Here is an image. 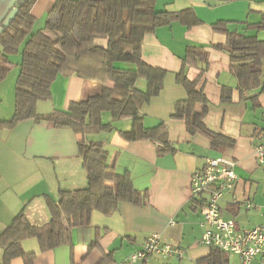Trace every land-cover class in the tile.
<instances>
[{
	"label": "crops",
	"instance_id": "0c3cea01",
	"mask_svg": "<svg viewBox=\"0 0 264 264\" xmlns=\"http://www.w3.org/2000/svg\"><path fill=\"white\" fill-rule=\"evenodd\" d=\"M57 0H38L32 8L36 25L44 26L46 15ZM17 0H0V24L11 16ZM191 9L200 24L188 28L180 22L159 28L146 35L142 45V58L148 65L165 70L164 89L160 96L144 104L141 113L144 126L155 128L165 123L173 154L158 155L161 145L153 142H128L118 131H129L132 120L113 123L115 131L82 137L71 129H56L46 122L35 120L19 122L13 129L0 128V234L9 227L16 216L24 211L34 226L51 220L46 198L58 203L61 192L87 187V174L79 157L78 143L99 142L105 146L110 160L117 155L116 171L129 172L134 187L140 192L149 191L146 205L137 206L122 202L112 215L94 211L90 229L72 230L73 248L63 246L42 252L37 239L22 242L27 254H35L34 264H136L131 258L143 249L152 234L185 250L183 260H166L152 256L143 264H199L211 255L212 250L198 244L201 238V202L193 198L191 178L202 169L207 159L225 158L236 162L239 181L235 192L239 203L234 204L232 194L221 201L222 215L234 220L240 231L248 232L264 224V218L255 210H246L243 201L257 205L264 202V166L256 161L253 146L264 140V93L256 90L245 93L244 98L259 95L260 108L254 109L250 100H241L238 81L230 72L228 54L214 49L225 45L226 35L215 32L213 26L224 22L231 32L254 36L264 41V31H254L264 17V0H157L158 12L179 13ZM44 21V22H43ZM106 41H98L106 46ZM189 47L204 48L208 65L197 62L188 65L186 76L199 80L209 101V112L204 119L206 127L219 135L233 139L234 148L223 152L210 148V140L202 135L191 136L183 121L171 120L177 102L187 98L184 88L177 84V74L182 70ZM18 68L10 73L13 81ZM9 75V76H10ZM9 78V77H8ZM16 86V85H15ZM112 87V84H108ZM145 90V80L138 82ZM4 89L0 83V121H10L15 111V87ZM222 88L232 90V103L222 104ZM10 90V91H9ZM99 90L75 75H59L53 83L52 99L37 104L38 115L56 112L67 113L72 103ZM10 98L4 111L3 100ZM202 106H198L201 111ZM6 114V119L3 116ZM4 118V119H2ZM105 124L113 122L109 113L102 115ZM96 242L87 257L88 244ZM228 264H238V259L225 254ZM3 249L0 248V264ZM9 264H24L14 258Z\"/></svg>",
	"mask_w": 264,
	"mask_h": 264
},
{
	"label": "trees",
	"instance_id": "16d2710c",
	"mask_svg": "<svg viewBox=\"0 0 264 264\" xmlns=\"http://www.w3.org/2000/svg\"><path fill=\"white\" fill-rule=\"evenodd\" d=\"M37 1L17 0L11 16L0 24V83L13 69L19 70L14 115L10 121H0V128L13 129L19 122L35 120L46 122L52 128L71 129L85 137L112 133L114 122L131 119L129 131H118L122 139L161 145L159 156L175 153L165 123L151 129L144 126L141 108L160 96L167 72L144 62L142 45L146 35L175 22L188 28L199 25L194 12L191 9L179 13L158 12L157 0H57L46 15L43 28L35 31L37 20L32 8ZM212 28L226 35V44L214 49L228 54L240 99L250 100L254 109L260 108L259 95L247 99L244 95L256 90L264 93V41L231 32L224 22ZM248 29L264 31V17ZM98 41H106V46L99 45ZM16 56L21 58L18 64L12 61ZM208 57L204 48H187L182 70L176 77L187 98L176 103L170 119L183 121L189 135L205 136L212 150L223 152L234 148L236 142L206 127L204 119L209 112V101L198 87L199 80L191 81L186 76L188 65L197 62L208 65ZM59 75H75L97 85L99 90L72 103L67 113L38 115L37 104L52 99L51 88ZM140 80L146 81L145 90L139 89ZM232 101V90L222 88L221 103ZM198 106H202L201 111ZM104 113H109L113 122L105 124ZM78 148L87 174V187L61 192L58 203L46 198L51 220L44 225L30 224L25 212H20L0 234L4 264L14 258H22L24 264H34L36 255L22 249V242L27 239H37L42 252L63 246L73 248L72 230L90 229L94 211L109 216L122 202L137 206L148 203L149 191L137 190L129 172L116 171L117 155L110 160L102 143L82 139ZM95 246L96 242L88 244L84 258ZM199 264H228V259L225 253L215 250Z\"/></svg>",
	"mask_w": 264,
	"mask_h": 264
},
{
	"label": "built area",
	"instance_id": "2783aa9c",
	"mask_svg": "<svg viewBox=\"0 0 264 264\" xmlns=\"http://www.w3.org/2000/svg\"><path fill=\"white\" fill-rule=\"evenodd\" d=\"M253 151L257 163L264 166V140L256 142ZM236 167V162L224 157L207 159L204 167L192 175L193 198L199 203L202 200V220L199 223L202 234L198 244L212 251L232 255L238 259V264H264V224L243 232L234 220H226L222 215L221 201L227 193L232 194L234 204L239 203L235 192L239 181ZM242 204L246 210H255L264 218V202L257 205L245 200ZM152 256L183 260L185 250L166 242L160 234H152L131 261L146 263Z\"/></svg>",
	"mask_w": 264,
	"mask_h": 264
},
{
	"label": "rangeland",
	"instance_id": "374dc122",
	"mask_svg": "<svg viewBox=\"0 0 264 264\" xmlns=\"http://www.w3.org/2000/svg\"><path fill=\"white\" fill-rule=\"evenodd\" d=\"M44 22V21H43ZM41 28H43V25H42V23L41 24H37L36 26H35V31H37V30H39V29H41ZM12 61L15 63V64H18V63H20V61H21V58H20V56H16V57H13L12 58ZM16 69V68H15ZM14 69V70H15ZM19 72V70H17V72H14L13 74H16V73H18ZM9 78H7L4 82H2L1 84H2V87L4 88V89H11L10 87H15V81H13L12 80V78H14V75H12V77H11V75L10 76H8ZM10 91V90H9ZM4 102H3V105H4V111H6L7 109H8V107L10 106V98H7L6 97V99H4L3 100ZM1 117H4L5 119H6V114H3V116H1ZM4 118H2V119H4Z\"/></svg>",
	"mask_w": 264,
	"mask_h": 264
},
{
	"label": "water",
	"instance_id": "95a60500",
	"mask_svg": "<svg viewBox=\"0 0 264 264\" xmlns=\"http://www.w3.org/2000/svg\"><path fill=\"white\" fill-rule=\"evenodd\" d=\"M137 264H143L142 262H139V263H137Z\"/></svg>",
	"mask_w": 264,
	"mask_h": 264
}]
</instances>
